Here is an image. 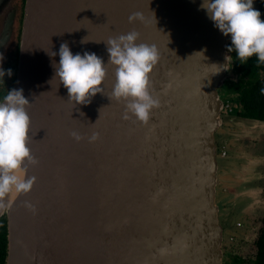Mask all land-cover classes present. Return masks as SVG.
<instances>
[{
    "label": "water",
    "instance_id": "water-1",
    "mask_svg": "<svg viewBox=\"0 0 264 264\" xmlns=\"http://www.w3.org/2000/svg\"><path fill=\"white\" fill-rule=\"evenodd\" d=\"M14 2L0 0V55L14 45ZM201 3L24 0L12 89L30 101L28 146L38 163L26 173L32 189L0 212L5 264H224L216 135L230 116L221 93L232 61L229 37ZM133 30L159 53L149 74L159 103L147 123L126 119L124 103L108 98L111 65L104 93L86 105L68 101L53 78L60 45L107 63L105 41Z\"/></svg>",
    "mask_w": 264,
    "mask_h": 264
},
{
    "label": "clouds",
    "instance_id": "clouds-1",
    "mask_svg": "<svg viewBox=\"0 0 264 264\" xmlns=\"http://www.w3.org/2000/svg\"><path fill=\"white\" fill-rule=\"evenodd\" d=\"M253 3L254 0H202L200 7L206 11L214 27L230 37L228 51L234 50L240 63L255 55L257 62L264 64V20ZM139 16L140 13H133L130 22ZM138 38L139 33L133 30L105 41L107 63L95 53L73 54L69 46L62 43L58 51L59 62L53 65V78L67 89L68 101L74 105H86L97 93H104L102 82L106 65H111L115 81L108 98L124 103L126 119L147 123L150 111L159 103L149 91V74L158 62L159 53L155 45L137 43ZM6 73L11 76V69L0 68V79ZM29 106L30 101L23 95V89L8 90L0 101V212L11 207L7 200L9 194L25 195L35 182V177L26 175L28 167L38 163L28 146ZM70 135L77 141L82 138L75 131ZM97 138L98 133H93L89 139L94 141ZM29 207L34 210V206Z\"/></svg>",
    "mask_w": 264,
    "mask_h": 264
},
{
    "label": "flooded vegetation",
    "instance_id": "flooded-vegetation-1",
    "mask_svg": "<svg viewBox=\"0 0 264 264\" xmlns=\"http://www.w3.org/2000/svg\"><path fill=\"white\" fill-rule=\"evenodd\" d=\"M20 5L18 6L17 2L15 6L18 8L19 11V18H16V25H15V31H16V37L13 47H7V49L0 55L3 57L2 60H0V68H3L4 70L11 69L12 75L8 76L7 73L3 77V79H0V101L3 100L4 95L7 94L8 90H11L15 84L16 81V75H17V67H18V58H19V39H20V33H21V21L23 17V4L24 0H19ZM260 3L258 0H254L253 7L260 11L261 13V19L264 20V6ZM18 15V12H17ZM230 40V37H229ZM231 43V41H229ZM10 49V50H9ZM229 53V52H228ZM230 55V53H229ZM231 57V56H230ZM233 61L231 72L233 73V77L229 78L230 83L237 82L240 79L239 74L236 72L235 69V62ZM259 77L264 80V70L260 71ZM253 76H247V83H255V79L253 80ZM235 94V93H234ZM233 94V95H234ZM232 96V95H231ZM234 97V96H233ZM231 104V109L228 111L229 115L232 116V114H235V109H240L241 105L236 100L229 101ZM246 120H250V126L246 128L247 134L242 138L240 141L244 142L246 144V150L248 152V155H262L264 156V119H255V118H247ZM229 126V133L233 132V136L237 132L236 127L233 125ZM257 129L258 131H254ZM252 132V134L248 133ZM236 137V135L234 136ZM240 138V137H238ZM236 141V140H235ZM238 141V142H240ZM229 144L222 145V148H228ZM226 150V155L228 156ZM261 181L257 183V190L253 197H251V200L248 205V209H246V213H243V215L237 220L234 221L231 220L230 226L232 227L231 232H227V235L224 236L223 246L224 250H226V254L228 256L224 257L223 261H232L233 258L243 259L245 262H248L252 264V261L255 260L256 254H257V240L261 233V231L264 229V166H262L260 174ZM224 184V182H222ZM222 184L220 187V192L218 191V201L222 200V206L224 204L225 196L222 192H224V187L222 188ZM219 197H221L219 199ZM222 213L220 211V216H223V209L225 210V207L222 208ZM6 223V217L3 215L0 217V224ZM7 224V223H6ZM228 251V252H227ZM225 256V255H224ZM6 262V254L4 258V264Z\"/></svg>",
    "mask_w": 264,
    "mask_h": 264
},
{
    "label": "crops",
    "instance_id": "crops-1",
    "mask_svg": "<svg viewBox=\"0 0 264 264\" xmlns=\"http://www.w3.org/2000/svg\"><path fill=\"white\" fill-rule=\"evenodd\" d=\"M231 119L230 121H233ZM236 121V119L234 120ZM250 120H239L232 124L236 127V137L233 136V132H228V140L225 139L223 145L229 144V157L228 162H224L221 166V177L224 182V192L222 196H225L224 204L222 206V200L218 201L220 208L223 209V216L231 222V217L240 218L243 213H246L248 209L251 197L256 192L257 183L261 181V169L264 166V156L262 155H248L246 144L240 141L247 134L246 128L250 126ZM258 131L257 129L253 130ZM248 133L252 134V132ZM240 137V138H238ZM236 140V141H235ZM240 141V142H238ZM224 218V217H223ZM238 220V219H237Z\"/></svg>",
    "mask_w": 264,
    "mask_h": 264
},
{
    "label": "trees",
    "instance_id": "trees-1",
    "mask_svg": "<svg viewBox=\"0 0 264 264\" xmlns=\"http://www.w3.org/2000/svg\"><path fill=\"white\" fill-rule=\"evenodd\" d=\"M264 6V0H258ZM230 43H228V46ZM231 56V61L235 62L236 72L240 79L237 82L230 83L227 79L226 84L222 88V95L225 96L224 101L236 100L241 105L240 109H235L232 117L247 119H264V80L259 75L260 71L264 70V64H259L255 55L248 58L244 63H240L236 57L235 51H228ZM233 65V61H232ZM247 76H253L255 83H247ZM250 81V80H247ZM235 93V94H234ZM234 94V95H233ZM232 95V96H231ZM234 96V97H233ZM227 232L232 231V227L226 229ZM225 236V235H224ZM257 244V254L252 264H264V229L261 231ZM7 248V228L6 223L0 224V264H4V258ZM225 249V248H224ZM228 252V251H227ZM229 254V252H228ZM224 250V257L228 256ZM224 264H250L243 259L233 258L232 261H223Z\"/></svg>",
    "mask_w": 264,
    "mask_h": 264
},
{
    "label": "rangeland",
    "instance_id": "rangeland-1",
    "mask_svg": "<svg viewBox=\"0 0 264 264\" xmlns=\"http://www.w3.org/2000/svg\"><path fill=\"white\" fill-rule=\"evenodd\" d=\"M16 2H17V4H18V6L20 5V3H19V0H15V2H14V4L13 5H15L16 4ZM17 6V7H18ZM19 18V11H18V16H17V19ZM15 37H16V33H15ZM230 41V40H229ZM15 42V41H14ZM10 49H11V47H10ZM9 49V50H10ZM231 77H233V73L231 72V70L229 71V73H228V77H227V79H229V78H231ZM223 91V90H222ZM222 94V93H221ZM222 98H223V100H224V98H225V96L224 95H222ZM230 118H231V116H225L224 117V123L222 124V126L219 128V131H218V133H217V135H216V138H217V144H218V147H219V151H221V149H222V145H223V143H224V141H225V139L226 140H228L227 138H228V132H229V126L228 125H232V124H234V123H236L237 122V120L236 121H230ZM226 150H227V148H226ZM227 153H228V156H226V157H222L221 158V155L219 154L218 155V160H219V162H220V164H219V170H218V185H217V195H218V191L220 192L221 190H220V185L222 184V177H221V173H219L220 171H221V166H222V164L224 163V162H228V157H229V151L227 150ZM224 187V185L222 184V188ZM221 196H222V194H221ZM221 197H219V199H220ZM217 201H218V197H217ZM221 213H222V209H221ZM224 217V218H223ZM221 218H222V223L224 224V226L225 227H230V222L225 218V216H221ZM236 218L233 216V217H231V220L232 221H234ZM237 219H239V218H237ZM227 235V230H225V233H224V235Z\"/></svg>",
    "mask_w": 264,
    "mask_h": 264
},
{
    "label": "built area",
    "instance_id": "built-area-1",
    "mask_svg": "<svg viewBox=\"0 0 264 264\" xmlns=\"http://www.w3.org/2000/svg\"><path fill=\"white\" fill-rule=\"evenodd\" d=\"M231 104L229 101H224V109H223V113L225 115H229V110L231 109ZM219 154L221 155V157H226V149L222 148L221 151L219 152Z\"/></svg>",
    "mask_w": 264,
    "mask_h": 264
},
{
    "label": "bare ground",
    "instance_id": "bare-ground-1",
    "mask_svg": "<svg viewBox=\"0 0 264 264\" xmlns=\"http://www.w3.org/2000/svg\"><path fill=\"white\" fill-rule=\"evenodd\" d=\"M18 175H21L22 173H17ZM16 196V194L13 192L11 194H9V196L7 197V200H9L10 202L12 201V199Z\"/></svg>",
    "mask_w": 264,
    "mask_h": 264
}]
</instances>
